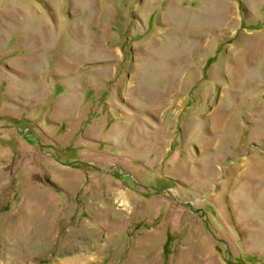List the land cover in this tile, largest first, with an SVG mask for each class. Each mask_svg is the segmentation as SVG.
I'll use <instances>...</instances> for the list:
<instances>
[{
  "label": "rangeland",
  "instance_id": "rangeland-1",
  "mask_svg": "<svg viewBox=\"0 0 264 264\" xmlns=\"http://www.w3.org/2000/svg\"><path fill=\"white\" fill-rule=\"evenodd\" d=\"M63 260L264 264V0H0V264Z\"/></svg>",
  "mask_w": 264,
  "mask_h": 264
},
{
  "label": "bare ground",
  "instance_id": "bare-ground-1",
  "mask_svg": "<svg viewBox=\"0 0 264 264\" xmlns=\"http://www.w3.org/2000/svg\"><path fill=\"white\" fill-rule=\"evenodd\" d=\"M122 192H123V191H122ZM119 194H120V193H119ZM126 197H127V196H126ZM28 233H29V232H28ZM44 237H45V236H44ZM24 252H25V251H24ZM27 253H28V252H27ZM27 253H26V254H27ZM24 254H25V253H24ZM21 255H23V254H21ZM73 256H74V255H73ZM16 257H19V256H16ZM77 257H78V256H77ZM92 257H93V256H91L90 259H93ZM94 258H95V257H94ZM84 259H85V258H76V260L73 259V260H74L73 262H74V263H78V262H81L82 260L84 261ZM17 260H18V259H17ZM70 260H71V259H70ZM79 260H80V261H79ZM17 262H18V261H17ZM59 262H60V261H59ZM69 262H70L69 260H67V261L63 260V262H61V263H62V264H69ZM22 263H23V262H22ZM81 263H82V262H81ZM13 264H14V263H13ZM16 264H17V263H16Z\"/></svg>",
  "mask_w": 264,
  "mask_h": 264
}]
</instances>
